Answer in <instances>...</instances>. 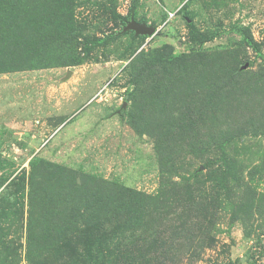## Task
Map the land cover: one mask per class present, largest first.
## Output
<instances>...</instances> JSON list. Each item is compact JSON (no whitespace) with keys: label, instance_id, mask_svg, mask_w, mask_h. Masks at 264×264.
Returning <instances> with one entry per match:
<instances>
[{"label":"rangeland","instance_id":"obj_1","mask_svg":"<svg viewBox=\"0 0 264 264\" xmlns=\"http://www.w3.org/2000/svg\"><path fill=\"white\" fill-rule=\"evenodd\" d=\"M74 17L79 48L88 50L82 65L0 73V264H264V214L253 209L249 220H233L230 201L237 206L240 196L264 194V61L246 44L252 36L264 55V0H75ZM121 17L156 34L126 31ZM93 38L100 41L84 45ZM171 53L201 57L192 60L195 67H157L156 83L134 91L139 59ZM200 62L207 63L203 73ZM185 73L226 82L232 113L216 117L237 136L226 154L239 181L219 182L204 168L213 155L204 148L215 141L214 123L194 137L161 136L170 124L162 111L199 109L175 98L156 106ZM137 110L146 133L132 125ZM48 164L110 184L100 187L107 194L124 187L139 194L133 210L112 217L117 237L94 244L93 263L72 259L62 245L48 254L38 246L28 252L33 174L41 185L35 200L44 207L34 214L36 237L50 225L65 235L61 242L80 241L74 226L82 225L72 223L64 193L44 180L57 173ZM151 197L159 203L147 205Z\"/></svg>","mask_w":264,"mask_h":264},{"label":"trees","instance_id":"obj_2","mask_svg":"<svg viewBox=\"0 0 264 264\" xmlns=\"http://www.w3.org/2000/svg\"><path fill=\"white\" fill-rule=\"evenodd\" d=\"M74 7L75 0H0V73L82 65L87 60L85 51L88 50L85 49L84 51L83 48H79L83 37L77 34ZM119 19L124 27L128 25L127 17ZM98 41L100 38H93L84 45H91ZM246 44L264 61V55L252 36H247ZM153 57L155 58L151 61L143 60L140 62L139 59V63L134 67L135 71L130 81L131 85L135 87L134 91L140 89L144 82L156 83L157 67L165 65L168 68L195 67L197 64H193L192 60L201 57V55L199 53L178 55L171 53L159 55L157 59L155 55ZM199 64H201L203 73L207 63L200 62ZM182 76L189 77V80H184ZM198 79V77H192L186 73L182 74L179 76L178 80L180 81L176 85L177 88H171L170 91L160 97L161 100L156 106L163 107L166 105L167 99L173 98L185 100L187 106H199L198 110L188 109V111L182 112L176 110L168 114H164L165 112L162 111L164 115L161 114L160 116L166 123L170 124L169 127L161 128V136L176 132L186 135L191 133V137H194L195 131L199 127L207 122L214 123L215 129L212 137L215 141L206 144V146H210L209 148H204L205 152L212 148L213 152L211 153L213 155L212 158L209 157L204 168L211 171V177L219 176V178L216 177L219 182H227L228 179L239 181V170L236 162L230 161L226 154L228 146L237 136L231 130L223 129V121L221 120L220 123L216 117L226 114L228 116V113H232L229 109L233 101L224 92V90L228 91V86L220 77L212 78L203 74ZM194 82H198V85H195L197 90L192 88ZM158 83V85L161 84L159 81ZM197 91H199L200 97L197 96ZM132 92L128 91V95L132 96ZM139 115L138 110L133 113L132 125L139 134L146 133V130L143 129L146 122H141L143 123L141 126L137 125ZM156 116L154 115L152 122ZM246 134L248 132L241 131L239 136ZM218 152H221L222 155L217 156ZM48 166L55 168L57 173L54 175L55 177H46L44 180L47 183L54 180L55 183L52 186L57 188L59 193H64L72 223L81 222L82 226L78 228L74 226L76 229L74 234L80 241L77 246L61 242V240L64 241L65 235L60 233V230L58 231L55 226L50 225H47L48 231L42 232L41 238L36 237L34 214L38 216V209H44V207L43 204L39 205L35 200L34 194H37L38 186L41 185L37 181L36 175L33 174V182L30 184L29 192V205L33 217L29 225L30 245L28 252L30 254L31 250L38 246L40 252L44 250L43 254H48L51 251L54 252L56 246L62 245L60 248H67L72 259L81 257L84 263L87 261L93 263L92 247L97 241H99V245H110L113 242L119 230L113 226L112 217L115 215L120 217L122 215L120 209L133 210L141 200L139 194L125 187L112 194H107L108 191L106 189L103 191L100 187H110L111 185L108 183L99 182L89 176L76 177V174L67 172L60 166L52 164H48ZM33 173L36 172L33 171ZM225 190L228 189L225 188ZM247 192L249 193L248 190ZM249 194L248 199L240 196L242 198L237 206L230 200L233 220H249L253 215L250 210L253 209L256 210L255 212L261 213L260 215L264 214V194L258 195L255 191L253 192L254 195ZM150 200L151 202L147 205L159 203L160 199L151 197ZM243 202H249V205L246 206V203ZM117 222L119 226L122 225V220L119 219ZM105 226L112 228L107 229L105 231L107 233L102 238H94L98 235L97 232L100 228ZM80 248L82 251L79 253ZM86 258L89 260L86 261Z\"/></svg>","mask_w":264,"mask_h":264},{"label":"water","instance_id":"obj_3","mask_svg":"<svg viewBox=\"0 0 264 264\" xmlns=\"http://www.w3.org/2000/svg\"><path fill=\"white\" fill-rule=\"evenodd\" d=\"M125 30L134 31L137 35L153 36L156 34V30L154 28L148 27L145 24H139L134 20L128 23Z\"/></svg>","mask_w":264,"mask_h":264}]
</instances>
